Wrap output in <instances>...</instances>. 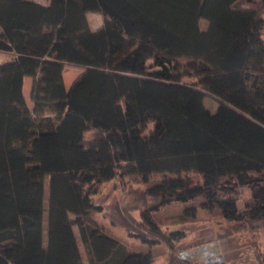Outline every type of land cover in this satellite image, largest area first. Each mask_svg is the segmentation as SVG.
Returning <instances> with one entry per match:
<instances>
[{"label": "trees", "instance_id": "1", "mask_svg": "<svg viewBox=\"0 0 264 264\" xmlns=\"http://www.w3.org/2000/svg\"><path fill=\"white\" fill-rule=\"evenodd\" d=\"M48 1L0 0V51L16 55L0 64V264H84L74 227L90 264L156 263L95 213L192 264L157 216L177 203L226 222L219 239L248 233L264 264V0ZM67 64L84 69L69 89ZM129 175L145 188L95 205Z\"/></svg>", "mask_w": 264, "mask_h": 264}, {"label": "rangeland", "instance_id": "2", "mask_svg": "<svg viewBox=\"0 0 264 264\" xmlns=\"http://www.w3.org/2000/svg\"><path fill=\"white\" fill-rule=\"evenodd\" d=\"M87 17L92 31H97L102 27L104 19L99 13L90 12L87 14ZM200 24L203 29H207L208 23L206 20H202ZM6 55L7 54H0V62L5 61L4 57ZM65 70L68 72L67 77H75L77 75L79 77L84 72L83 68L76 66H67V68L65 66L64 71ZM204 94V105L208 110L214 113L219 105L218 101L206 91ZM27 102L28 105L31 106V102L29 100H27ZM144 188L143 185L134 181L132 175H129L125 176L123 180L101 184L99 192L92 198L95 205L107 207L113 205L117 201H123L127 192L142 190ZM249 196L250 194L246 192L245 197ZM47 197L46 186V199ZM186 206L185 204H173L161 210L157 215L163 222L164 229L168 231L180 230L185 232V238L175 244L181 258L189 260L192 264H216L221 261H224L226 264H257L254 255L255 250L251 245V236L248 233H235L227 238L219 239L218 234L221 233V230L224 229L227 223L223 220H215L208 211L201 208H197L195 215H193L191 211L185 212ZM238 207L240 209L243 208L242 201L238 202ZM94 217L98 221V224L103 226L109 235L118 238L130 251L151 253L156 259L155 264H168L166 257L167 249L163 245L150 247L137 239L126 238L124 232L111 227L102 214L95 213ZM179 219L185 222L178 223ZM43 225L45 229L46 217H44ZM75 229L78 231L77 227H75ZM257 242L259 249L264 252L263 233L258 235ZM79 244L82 250L84 264H90V257L81 239L79 240Z\"/></svg>", "mask_w": 264, "mask_h": 264}, {"label": "crops", "instance_id": "3", "mask_svg": "<svg viewBox=\"0 0 264 264\" xmlns=\"http://www.w3.org/2000/svg\"><path fill=\"white\" fill-rule=\"evenodd\" d=\"M34 1L39 3V4H42L44 6H47L49 4L48 0H34ZM0 54H7L4 57L5 61L0 62V63H5V62H8V61L13 59V56H12L11 53L4 52V53H0ZM4 58H2V59H4ZM65 66L67 68V66H73V65H68L67 64ZM67 73L68 72L65 70L63 75H64V81H65L66 88L69 89L71 87V85L73 84V82L77 79L78 75L75 76V77H71V76L67 77ZM70 78H72V79H70ZM32 85H33V79L31 77H25L24 78V85H23V93H24L25 100L26 101L29 100L30 102H31L30 97H31ZM74 232L76 234V237H77V240H78V243H79L80 236L78 235V231L75 229V227H74ZM79 248H80V252L82 254V250H81L80 244H79Z\"/></svg>", "mask_w": 264, "mask_h": 264}, {"label": "built area", "instance_id": "4", "mask_svg": "<svg viewBox=\"0 0 264 264\" xmlns=\"http://www.w3.org/2000/svg\"><path fill=\"white\" fill-rule=\"evenodd\" d=\"M0 53H4V52H1V51H0ZM12 56H13V57H16V55H15V54H12Z\"/></svg>", "mask_w": 264, "mask_h": 264}]
</instances>
